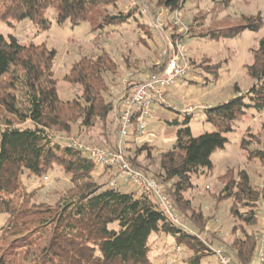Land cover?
I'll list each match as a JSON object with an SVG mask.
<instances>
[{
    "label": "trees",
    "instance_id": "16d2710c",
    "mask_svg": "<svg viewBox=\"0 0 264 264\" xmlns=\"http://www.w3.org/2000/svg\"><path fill=\"white\" fill-rule=\"evenodd\" d=\"M121 1L0 0V20H30L48 30L50 22L45 19V12L52 7L57 12L58 24L70 21L78 26L88 22L97 32L136 19L130 13L126 16L109 14L95 26L93 10L116 7ZM186 1L156 0V6L171 14L180 11ZM262 24L260 14L243 17V24L238 27L200 36L235 38L246 30L258 31ZM189 29L190 37L193 32ZM147 31L153 39V32ZM175 32L170 31L173 38L178 36ZM55 59L56 52L45 45H22L14 36L6 38L0 34V107L19 122L16 125L11 117H5L0 123V214L9 216L0 236V264H151L153 233L175 238L179 249L183 246L192 253L187 264H201L207 255L200 237L169 223L151 195L124 193L119 188L109 187L108 182L94 181L93 174L99 169L96 163L58 140V136L68 137L74 127L91 129L98 122L105 124L109 120L114 107L113 100L108 101L106 96L110 98L114 94L110 91L108 76L118 73L119 64L107 53L75 63L66 81L79 85L82 96L63 102L54 78ZM246 68L254 81L253 87L245 95L235 87V97L231 101L206 109L207 121L217 128L216 131L195 138L190 127L180 128L173 149L159 154L162 172L159 177L130 159L164 187L163 180L175 181L172 195L166 187L165 190L176 206L183 205L184 201L190 206L184 196L194 187L192 177L201 169L213 168L211 156L216 150L225 149L226 134L234 131L233 124L246 116L248 110L259 114L264 111V38L254 51L253 63ZM147 70L151 74L156 72L157 66ZM142 76H132L128 88L146 77L140 78ZM185 117L184 125H188L191 115ZM27 121L31 125H24ZM248 143L243 138L241 149L249 158L264 162V147L250 149ZM153 157L149 151L147 159ZM57 167L71 176L72 194L63 197L57 208L30 205L34 192L24 191V179L48 180ZM221 195L233 201L230 213L234 218L247 226L257 224L254 213L244 216L239 208L264 202V190H256L245 171L239 173L238 180H228ZM179 215L182 218V214ZM243 233L244 238L233 243L234 256L228 255L234 264H253L260 246V231L249 233L243 229Z\"/></svg>",
    "mask_w": 264,
    "mask_h": 264
},
{
    "label": "rangeland",
    "instance_id": "374dc122",
    "mask_svg": "<svg viewBox=\"0 0 264 264\" xmlns=\"http://www.w3.org/2000/svg\"><path fill=\"white\" fill-rule=\"evenodd\" d=\"M140 8L147 10L149 15L154 17L160 11H165L164 8L156 6V0H142ZM129 13L136 19L131 18L128 24L104 27L97 32L88 22L78 26L72 25L70 21L58 24L57 12L52 7L45 12V19L50 22L48 30L34 25L30 20L19 22L0 20V34L6 38L14 36L22 45H45L56 52L54 78L57 81L59 99L63 102L78 100L82 96V88L79 85H71L66 81V76L75 63L83 58L96 59L107 53L119 64L118 73L108 76L110 91L114 94L110 98L106 96L108 101L113 100L114 107L109 120L105 124L98 122L91 129L74 127L68 138H77L92 147L113 146L117 137L120 101L125 94L124 79L128 75H132L133 78L141 74L146 76L149 74L147 69L160 61L165 38L156 31H153V39L149 37L147 29L152 31V28L148 13L142 14L139 10L131 8L130 0H122L116 7H100L92 11L97 21L95 26L104 17H109V14L126 16ZM259 14L263 17V24L258 31L246 30L235 38L200 36L238 27L243 24V17ZM180 17L193 32L190 34V40L184 42L192 59L191 69L185 78L169 88L166 98L170 107L158 106L155 109L148 119L145 135L140 134L134 124L125 144L130 159L157 177L162 174L159 154L173 149L180 128L190 127L195 138L216 131L217 128L207 121L206 109L231 101L235 97V87H238L243 95L253 87L254 81L248 75L246 67L253 63L254 51L264 38V0H187L180 10ZM164 20L166 24L163 29L168 36L169 32H175L177 27H173L167 17ZM188 109L192 110L191 118L188 125H184ZM5 117H11L15 124L19 125L16 118L8 116L0 107V123ZM175 122L178 124H174ZM24 125L29 126L31 123L27 121ZM233 129V132L226 134L228 144L225 149L213 152L211 156L213 168L201 169L197 176L192 177L194 187L184 196L190 201V206H186L185 201L183 205L176 206L173 201L177 213L182 214L184 224L194 230L206 248L207 257L201 264H219L217 255H212V250L221 249L226 254L234 256L233 243L236 239L244 238L243 229L252 233L261 231L263 226L264 215L261 207L264 202L254 207L239 208L244 216L254 213L257 217L256 225L247 226L231 215L233 201L222 197L221 191L228 180H238V175L242 171L249 175L251 185L256 190L260 192L264 190V162L257 158H249L247 152L240 147L243 138L249 141L250 149L264 147V111L259 114L254 110H248L246 116L233 124ZM247 133H251L255 138ZM149 151L154 155L152 159H147ZM100 171L98 169V172L95 171L93 174L94 181L106 184L109 176ZM24 181L26 186L24 191L34 192L30 205L57 208L61 199L70 196L74 189L71 176L65 174L60 167L48 176V180L27 177ZM163 183L172 195L175 181L163 180ZM119 185L122 192L137 195L134 188L124 186L122 183ZM8 219L7 214H0V236ZM150 245L151 264H187V259L192 256V253L183 246L177 250L175 238L162 233H153Z\"/></svg>",
    "mask_w": 264,
    "mask_h": 264
},
{
    "label": "built area",
    "instance_id": "2783aa9c",
    "mask_svg": "<svg viewBox=\"0 0 264 264\" xmlns=\"http://www.w3.org/2000/svg\"><path fill=\"white\" fill-rule=\"evenodd\" d=\"M141 2L142 0H130L131 8L149 15L147 10L140 8ZM149 17L151 30L162 34L165 38V44L160 53V61L156 64V72L149 74L142 81L129 88V92L128 86L132 75H128L124 79L125 94L121 98L115 144L109 148H100L86 145L77 138L58 136V140L65 142L68 146L75 148L94 161L101 170L100 172L109 176V187L117 189L120 186L119 183H122L124 186L134 188L137 195H151L158 210L163 213L169 223L195 234L182 221L164 185L148 176L131 162L125 145L134 124L136 130L145 135L149 124L148 119L153 115L155 109L158 106L170 107L166 98L169 88L185 78L191 69V58L184 44L185 41L190 40L189 27L181 19L180 11L171 14L160 11L155 17L151 14ZM165 17L173 27H177L178 31L175 34L178 36L176 38L171 35L166 36L163 29L166 24L164 23ZM191 111L188 109L185 114L189 115ZM261 209L264 215V204ZM259 241L260 246L254 264H264V219ZM213 251L217 255L219 264H234L230 256L221 249Z\"/></svg>",
    "mask_w": 264,
    "mask_h": 264
},
{
    "label": "crops",
    "instance_id": "0c3cea01",
    "mask_svg": "<svg viewBox=\"0 0 264 264\" xmlns=\"http://www.w3.org/2000/svg\"><path fill=\"white\" fill-rule=\"evenodd\" d=\"M152 32H153V31H152ZM153 33H154V32H153ZM171 34H172V33L169 32V35H171ZM156 64H157V63H156ZM143 77H144V75H143L142 77H140V78H143ZM190 115H191V113H190Z\"/></svg>",
    "mask_w": 264,
    "mask_h": 264
}]
</instances>
